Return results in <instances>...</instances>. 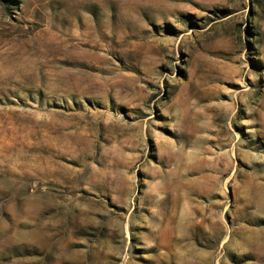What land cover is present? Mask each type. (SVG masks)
I'll return each instance as SVG.
<instances>
[{
  "label": "rangeland",
  "instance_id": "obj_1",
  "mask_svg": "<svg viewBox=\"0 0 264 264\" xmlns=\"http://www.w3.org/2000/svg\"><path fill=\"white\" fill-rule=\"evenodd\" d=\"M0 264H264V0H0Z\"/></svg>",
  "mask_w": 264,
  "mask_h": 264
}]
</instances>
